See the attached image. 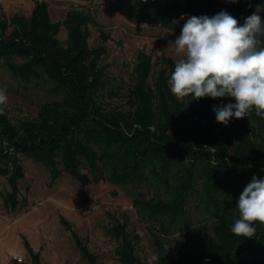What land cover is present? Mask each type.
I'll return each mask as SVG.
<instances>
[{
  "label": "trees",
  "instance_id": "1",
  "mask_svg": "<svg viewBox=\"0 0 264 264\" xmlns=\"http://www.w3.org/2000/svg\"><path fill=\"white\" fill-rule=\"evenodd\" d=\"M121 1L130 4L140 23L176 29L172 13L180 0ZM201 2V16L224 11L240 24L253 13H264V0ZM91 23L95 17L80 8L53 22L45 1H36L29 17L9 18L1 11L0 64L18 82L54 96L35 118L18 122L2 106L0 175L10 186L1 193L6 209L13 212L20 204L23 156L45 165L52 182L66 172L90 184L85 168L95 181L136 191L133 205L152 236L160 258L155 264H264V226L255 224L251 239L230 230L239 218L244 188L253 176L264 178V118L253 112L224 125L213 109L235 103L233 98L177 99L168 84L175 60L165 55L154 63L151 54L140 51L133 81L112 85L110 65L102 64L105 45H89ZM62 27L65 44L57 37ZM111 217L119 263L144 264L137 254L141 237L129 231L128 217ZM61 221L82 257L99 264L74 226ZM175 235L182 240L177 251L169 248ZM26 245L33 264H44Z\"/></svg>",
  "mask_w": 264,
  "mask_h": 264
},
{
  "label": "rangeland",
  "instance_id": "2",
  "mask_svg": "<svg viewBox=\"0 0 264 264\" xmlns=\"http://www.w3.org/2000/svg\"><path fill=\"white\" fill-rule=\"evenodd\" d=\"M36 1L48 3L53 22L64 20L75 8L95 17L96 23L88 26L89 45L91 48L105 45L102 64L110 65L108 74L116 87L133 81L140 51L151 54L154 63L163 55L176 62L179 57L170 44L180 36L188 18L199 17L202 13L201 0H180V8L172 13L176 29L169 30L156 23H140L130 4L121 0H0V18L1 11L9 18L14 15L29 17ZM259 15L264 19V13ZM11 30L10 27L8 33ZM102 33L109 36L107 41L102 39ZM57 37L65 44L67 30L62 27ZM0 88L7 91L4 107L14 122L35 118L40 106L54 98L45 88L18 82L1 64ZM21 159L25 178L19 181L20 204L13 212L4 206L1 193L9 191L10 186L7 178L0 175V264H33L26 242L44 264H89L71 232L63 225L62 217L86 241L99 264H120L119 241L113 234L115 223L111 215L122 220L128 217L129 231L141 237L137 254L144 264H148L150 256L157 255L152 236L133 205L136 191L131 186L95 181L85 168L83 173L92 179L90 184L84 185L66 172L52 182L45 165L24 156ZM181 245L182 240L175 235L169 248L177 251Z\"/></svg>",
  "mask_w": 264,
  "mask_h": 264
},
{
  "label": "clouds",
  "instance_id": "3",
  "mask_svg": "<svg viewBox=\"0 0 264 264\" xmlns=\"http://www.w3.org/2000/svg\"><path fill=\"white\" fill-rule=\"evenodd\" d=\"M170 46L179 57L168 80L177 99L233 98L235 103L213 109L217 122L224 125L253 112L264 118V19L260 15L253 13L243 25L224 11L213 17L191 16ZM6 103L7 91L0 88V111ZM237 210L239 218L231 232L253 238L254 225L264 226V178L252 177L239 196ZM159 259L154 254L148 264Z\"/></svg>",
  "mask_w": 264,
  "mask_h": 264
}]
</instances>
